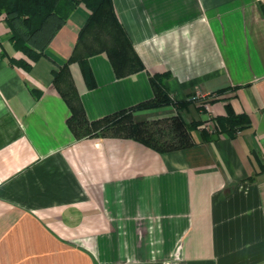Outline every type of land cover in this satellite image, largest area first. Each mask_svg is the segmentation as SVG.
<instances>
[{"label": "crops", "instance_id": "1", "mask_svg": "<svg viewBox=\"0 0 264 264\" xmlns=\"http://www.w3.org/2000/svg\"><path fill=\"white\" fill-rule=\"evenodd\" d=\"M112 1L145 67L118 76L99 52L93 85L69 60L84 2L37 59L0 13V264H264V0ZM153 74L172 102L134 121L211 114L216 129L161 151L69 126L151 99ZM229 107L249 120L223 127Z\"/></svg>", "mask_w": 264, "mask_h": 264}, {"label": "trees", "instance_id": "2", "mask_svg": "<svg viewBox=\"0 0 264 264\" xmlns=\"http://www.w3.org/2000/svg\"><path fill=\"white\" fill-rule=\"evenodd\" d=\"M82 2L90 9V14L79 32L76 50L69 60L81 62L88 82L93 85L94 79L88 57L102 51L107 52L118 76H125L144 68L142 58L135 50L124 26L117 19L112 0H0V13H6V21L11 27V39L15 47L25 51L31 58L37 59L44 53V47L53 38L57 29ZM34 46L40 51H37ZM69 60L65 63L66 67ZM65 66L59 71H53L55 81L59 80L60 75L64 76ZM165 75L150 76V82L155 91L151 99L141 101L126 110L114 111L113 114L91 121L90 125L84 114H74L69 119V126L81 136L93 131L97 134L102 131V133L132 135L161 151L189 144L192 140L190 131L197 128L203 120L193 119L191 123H187L181 115L153 121L133 120L132 110L134 109L150 108L172 102L163 84ZM71 89L73 92V88ZM184 103L180 100L175 102L177 105ZM217 120L223 127L232 129L249 119L246 114H235L232 107H229V114L226 117H218Z\"/></svg>", "mask_w": 264, "mask_h": 264}, {"label": "built area", "instance_id": "3", "mask_svg": "<svg viewBox=\"0 0 264 264\" xmlns=\"http://www.w3.org/2000/svg\"><path fill=\"white\" fill-rule=\"evenodd\" d=\"M209 94H203L200 91H196L195 94H193L190 98V100H198V99H204L208 97ZM203 106H206L208 108V104L205 102L202 104ZM214 116L209 114L204 120H203V127L208 128L209 130H215L216 129V124L215 120L213 119Z\"/></svg>", "mask_w": 264, "mask_h": 264}, {"label": "rangeland", "instance_id": "4", "mask_svg": "<svg viewBox=\"0 0 264 264\" xmlns=\"http://www.w3.org/2000/svg\"><path fill=\"white\" fill-rule=\"evenodd\" d=\"M170 131V130H169Z\"/></svg>", "mask_w": 264, "mask_h": 264}]
</instances>
